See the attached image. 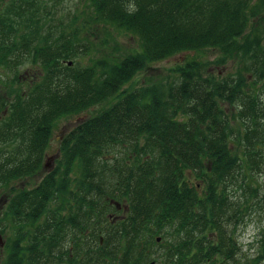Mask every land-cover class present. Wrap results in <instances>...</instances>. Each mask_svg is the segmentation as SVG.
I'll return each instance as SVG.
<instances>
[{"label": "trees", "instance_id": "1", "mask_svg": "<svg viewBox=\"0 0 264 264\" xmlns=\"http://www.w3.org/2000/svg\"><path fill=\"white\" fill-rule=\"evenodd\" d=\"M88 1L83 32L80 17L56 16L63 0H10L0 9V82L11 91L0 97V190L42 169L60 120L99 108L63 138L57 171L10 197L7 222L20 227L6 264L236 262L241 248L228 227L243 211L231 212L228 188L245 164L264 160V24L244 38L263 20L264 1ZM95 25L136 36L140 50L81 65L98 50ZM203 50L217 51L221 64L240 56L244 67L222 79L203 75L193 59L171 78L130 85L150 64ZM24 65L39 71L25 77ZM238 120L244 158L231 147ZM252 191L264 201L261 186ZM122 204L125 217L114 216ZM71 235L73 252L63 255ZM255 241L261 262L264 228Z\"/></svg>", "mask_w": 264, "mask_h": 264}, {"label": "rangeland", "instance_id": "2", "mask_svg": "<svg viewBox=\"0 0 264 264\" xmlns=\"http://www.w3.org/2000/svg\"><path fill=\"white\" fill-rule=\"evenodd\" d=\"M260 1L264 0H256V3L259 4ZM10 0H0V9H2L5 5L9 4ZM50 4L51 1L49 2ZM264 6V4H263ZM262 9V8H261ZM260 9V11H261ZM56 16L58 18H62L64 23H67L71 18L74 17H80V30L85 31V20L90 14V5L88 0H63L61 4H59L56 7L55 10ZM261 18L263 20H253L250 24V27L245 32L244 38L251 35V31L254 28V24L262 25L264 24V9L262 10ZM262 24H259L260 22ZM97 30H95V37H90L93 44L96 45V48L93 49L95 54L93 55L91 53V56H83L79 61L81 65H89V61L91 60V57L99 58L103 55L107 54H113L116 55H122L124 53H129L130 50H140L139 39L131 35L130 33L118 31L114 29H107L104 27L94 26ZM93 29V28H92ZM92 29H89L88 32H90ZM94 31H92L89 35ZM109 33V34H108ZM262 33V30L259 29L254 34L258 35ZM255 35V36H256ZM261 36V35H259ZM88 45V44H87ZM116 48H118L119 52L116 53ZM238 57V55H236ZM220 57L221 55L215 51V50H203L201 52H184L181 54H178L174 57H171L169 59H166L164 61L156 62L153 64H150L147 66V68L139 73L134 80L130 83L132 86H140L145 85L147 82H158L162 80L163 78H171V70L176 67V65L185 64L187 61H191L193 59H198L199 61L203 62V68L202 73L203 75L206 74H212L215 76H218L219 78H229V77H236L239 74V71L244 67V62L240 58H237L234 61H228L227 63L221 64L220 63ZM219 61V63H218ZM34 68V69H32ZM39 68L37 67H28V65H24L21 67V73L29 78L33 75V73L38 72ZM3 75H5L4 70L0 68V78L3 79ZM251 78V77H250ZM252 79V78H251ZM252 84V82H250ZM260 88V87H258ZM11 92L9 90H5L3 87L2 82H0V97L4 93ZM264 95V92L262 93ZM264 99V96H262ZM229 108L230 106L227 105ZM99 108H92L86 112H84L82 115H73L66 117L62 120H60L57 124V126L54 128L52 138L50 141V145L48 147V151L50 155L52 156H58L60 155V147H61V138L66 136V134L76 127V125L82 121L83 119H87L88 117L93 116L96 111ZM241 121L238 120L236 123L239 124V132L237 134V138L234 140L233 143H231V147L233 150H236V152L244 158V150H245V135H246V124L244 125L240 123ZM239 141V145L238 142ZM59 157H57L58 160ZM46 160V158H45ZM248 162V161H247ZM53 167H57V161H52ZM259 168L254 164H245L243 167V171L240 175H238L237 182L233 183L231 186H229V192L228 195L230 196V201L234 209H232V213L236 210L242 209L243 213L240 214V220L239 222L234 225L232 222V225L228 227V229L231 231H236L235 236V242L238 243V247L241 248V251L238 252L236 256V262H232L231 264H264V260L261 262H257V257L259 255V243L257 244L255 239H257V235L263 230L264 228V201H260L261 197L259 196V199H253V187L261 186V196L263 194L264 190V160L262 162H259L258 164ZM76 171V170H75ZM73 177V175H72ZM14 183L11 184L8 187H4L0 190V216L2 215V205L4 204V201L7 199L9 200L10 197L20 190L22 188L24 189H31L34 187V183H41V175L38 173L34 175V177L30 178H23L20 180L13 181ZM202 188V185H201ZM258 201V203H256ZM125 204V203H123ZM55 205V204H54ZM54 207V206H53ZM115 213V212H114ZM126 211L122 210L120 212H116L114 216H118L120 218L125 217ZM3 226V228H0L3 230V233L0 231V234L3 235V245L0 243V264H6L7 257L11 251V246L13 245L12 242L15 239V235L13 234V231L16 230L17 226L13 223H10L3 220H0V227ZM11 227V228H9ZM14 228V229H13ZM231 231V232H232ZM71 238V237H69ZM248 240L254 241L253 244H248ZM66 239L64 241V246L62 248V254H66L67 250L65 248ZM103 243V241H102ZM67 245V243H66ZM74 248V244H73ZM73 252V249H72ZM67 258L63 257V261L61 264L65 262ZM68 260V259H67ZM256 260V261H255Z\"/></svg>", "mask_w": 264, "mask_h": 264}, {"label": "flooded vegetation", "instance_id": "3", "mask_svg": "<svg viewBox=\"0 0 264 264\" xmlns=\"http://www.w3.org/2000/svg\"><path fill=\"white\" fill-rule=\"evenodd\" d=\"M1 119H2V111L0 110V121H1ZM61 141H62V138H61ZM50 145V144H49ZM49 147V146H48ZM0 148H3V144H2V142H0ZM59 152H60V155H58V156H52V155H50V153H49V151H48V148L45 150V153H44V155H43V163H42V169L39 171V172H37V173H35V174H33L32 176L34 177V175H36V174H40L41 175V179L43 180L44 178H45V176L46 175H48V174H51L52 172H55V171H57V168H58V165H57V167L55 166V167H53L52 168V165H53V163H52V161L54 162L55 160L57 161V164H59V163H61V151L59 150ZM57 157H59L58 158V160H57ZM45 158H46V160H45ZM61 169L62 170H65V167H61ZM32 176H30V177H32ZM30 177H28V178H30ZM27 178V177H26ZM25 179V178H24ZM34 185V187H36V185H38V183H34L33 184ZM22 190H24V188H22ZM10 200V199H9ZM9 200H5L4 201V204L2 205V209H3V213H2V215L0 216V220H3V221H6V220H8L10 217L9 216H6V214H5V210H6V208H7V205H8V203H9ZM125 208L127 209V207L126 206H124L123 204L122 205H117V209L119 210V211H122V210H125ZM46 218L47 217H40L39 219L40 220H43V219H45L46 220ZM47 225H49V224H47ZM50 226V225H49ZM19 227L20 226H18L16 229L19 231ZM0 228H3V226H1ZM47 229V228H46ZM0 230H2V229H0ZM33 231H34V228L32 227V228H29L28 229V231H27V233H33ZM31 238H32V234H31V236H30V238H29V240L28 239H26V240H17V247H20V249H22V248H24L26 245H27V243L31 240ZM0 243H2V245H3V243H4V241H3V235L2 234H0ZM66 243H67V245H66ZM66 243H65V248H66V250L69 252H72V249H73V244H74V241H73V236L71 235V238H69V237H67L66 238ZM19 249V250H20ZM40 252H41V248H39L38 249ZM1 254V253H0ZM63 264H70L69 263V261L66 259L65 260V262L63 263Z\"/></svg>", "mask_w": 264, "mask_h": 264}, {"label": "water", "instance_id": "4", "mask_svg": "<svg viewBox=\"0 0 264 264\" xmlns=\"http://www.w3.org/2000/svg\"><path fill=\"white\" fill-rule=\"evenodd\" d=\"M158 242H160V239L157 240ZM150 264H155L154 262L150 263Z\"/></svg>", "mask_w": 264, "mask_h": 264}]
</instances>
